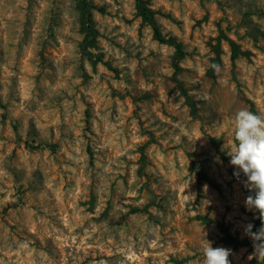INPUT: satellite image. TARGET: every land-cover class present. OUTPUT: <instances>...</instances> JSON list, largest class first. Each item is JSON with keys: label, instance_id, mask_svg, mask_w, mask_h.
Wrapping results in <instances>:
<instances>
[{"label": "rangeland", "instance_id": "obj_1", "mask_svg": "<svg viewBox=\"0 0 264 264\" xmlns=\"http://www.w3.org/2000/svg\"><path fill=\"white\" fill-rule=\"evenodd\" d=\"M87 1L0 0V264H264V0Z\"/></svg>", "mask_w": 264, "mask_h": 264}, {"label": "trees", "instance_id": "obj_2", "mask_svg": "<svg viewBox=\"0 0 264 264\" xmlns=\"http://www.w3.org/2000/svg\"><path fill=\"white\" fill-rule=\"evenodd\" d=\"M82 1L84 3V7L87 9L88 4H89L88 1L87 0H82ZM142 13L146 17V19H148L150 21V23L153 24V22H152V13L147 8H145V7L142 8ZM153 28L155 30V33H156L157 38L159 40H161V41H166V39L163 37L160 29L156 25H153ZM88 30H89L90 33L93 32V31L95 32V29H94V27L92 25L91 13H90L89 10H88ZM174 44H175V46L177 48V53L179 55H181L183 53L182 45L180 43H174ZM230 44L233 47V55L234 56L237 55V52H238L239 49H238L236 43L233 40H230ZM89 152L91 154V150L90 149H89ZM219 225L222 226L221 224H219ZM257 237H258L259 240H261V235H260L259 232H257ZM224 242L226 244L232 245L234 247H238L240 245L247 244L245 241H241V240H239L237 238H234V237H232L230 235H226L225 236Z\"/></svg>", "mask_w": 264, "mask_h": 264}]
</instances>
